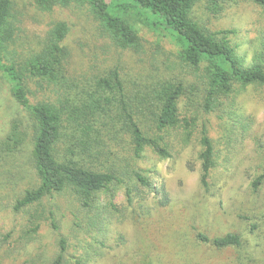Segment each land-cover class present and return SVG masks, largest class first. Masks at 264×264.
Listing matches in <instances>:
<instances>
[{
    "label": "trees",
    "instance_id": "trees-1",
    "mask_svg": "<svg viewBox=\"0 0 264 264\" xmlns=\"http://www.w3.org/2000/svg\"><path fill=\"white\" fill-rule=\"evenodd\" d=\"M201 1L36 0L45 10L84 9L89 16L87 22L92 23L89 25L95 43L105 41L104 47L109 50L114 48L120 56L124 52L132 58L138 55L144 63L141 67L137 64L124 66V59L120 64L106 63L105 71L89 80L91 89L76 94L70 91L75 85L69 83L68 76L73 49L64 43L69 24L58 22L47 31L46 40L39 49L18 61L15 59L17 51H12L20 27L14 1L0 0V79L11 83V95L28 112L25 120L15 114L7 123L5 134L0 135V179L5 177L6 187H13V182H18L23 173L31 177V185L20 191L14 204L16 212L25 213V221L17 230L5 235L0 233V264H8L12 257H16L15 264H65L68 239L64 235H60L56 253L49 261L36 260L32 255L16 261L21 254L20 243L38 241L48 221L59 229L46 201L69 195L84 210L87 224L100 231L103 219L117 207L114 202L116 185L123 184L130 203L146 201L158 190L145 169H137V162H142L148 151L171 158L172 132L180 133V141L185 145L192 141L194 133L180 105L182 96L187 93L186 85L182 81L169 80L168 75L160 71L159 53H150L145 48L144 39L131 21L132 12L150 28L173 39L177 45L176 58L203 70L209 85L204 97L208 103L217 101L221 94L231 95L236 82L243 87L264 85V61L258 57L247 63L232 41L231 34L235 30L212 32L195 19L194 7ZM208 1L215 7L228 0ZM250 1L264 7V0ZM152 60L156 61L154 69L160 73L150 70L149 78L137 77L149 84L144 83L140 89L136 83V88L131 89L126 79L131 73L126 68L143 74L147 61L153 66ZM32 80L38 81L47 95L34 103L29 86ZM46 84L50 90L46 91ZM124 134L130 136L131 155L117 172L116 168L103 165L108 162L103 160L104 156L117 154L115 143ZM65 140L74 142L69 146L65 144L62 151L61 143ZM200 143L201 180L205 188H209L208 178L216 166L217 149L206 126ZM117 173H123L121 178ZM132 178H136L139 185L129 182ZM263 179L264 172L255 180L256 188ZM163 195L161 204L167 205L169 197L166 193ZM197 237L217 249L244 244V236L237 232L214 238L200 232Z\"/></svg>",
    "mask_w": 264,
    "mask_h": 264
},
{
    "label": "rangeland",
    "instance_id": "rangeland-1",
    "mask_svg": "<svg viewBox=\"0 0 264 264\" xmlns=\"http://www.w3.org/2000/svg\"><path fill=\"white\" fill-rule=\"evenodd\" d=\"M13 1L20 27L12 51H17L15 59L18 61L39 49L47 31L58 22L69 24L64 43L73 49L68 64L69 83L75 85L70 89L73 93L90 90L89 80L101 75L106 63L120 64L124 59V66L144 64L138 55L132 58L124 52L120 56L114 48L104 47L105 41L95 43L89 25L92 23L87 22L89 16L82 8L45 10L36 0ZM193 15L212 32L235 30L231 34L232 41L247 63L258 57L264 61V7L250 0H228L214 7L208 0H202L194 7ZM131 21L144 39L147 51L159 53L160 71L166 73L169 80L186 85L187 93L182 96L180 105L194 137L185 145L180 141L181 134L172 132L171 158L148 151L147 157L137 162V169H145L159 191L154 190L146 201L130 203L123 184L116 185L117 207L103 219L100 231L87 224L84 210L69 195L46 201L59 229L48 221L38 241L20 243L21 254L16 261L25 260L29 255L36 260L49 261L56 253L60 235H64L68 239L65 264H240L246 259L245 264H264V179L258 188L254 185L264 172V85L243 87L236 82L231 95L221 94L217 101L208 103L204 97L209 85L203 70L176 58L177 45L173 39L150 28L135 12ZM152 61L153 66L151 61L146 62L143 74L126 68L131 73L130 78L125 76L131 89L136 88V83L140 89L149 84L138 78H149L150 70L160 73L154 69L156 61ZM39 84L29 82L33 103L47 97ZM47 85L46 91L50 90ZM10 86L11 83L0 79V135L5 134L7 123L15 114L27 119L28 112L11 95ZM184 125L186 127V122ZM204 126L217 149L216 166L208 178L209 188L202 184L199 156ZM73 142L61 143L62 151L65 144L69 146ZM115 147L117 154L104 156L103 161L108 162L103 165L116 168L118 172L130 158V136L122 135ZM29 176L23 173L18 182H13V187H6L5 177L0 179L2 235L17 230L25 221V213L16 212L14 204L20 191L31 185ZM129 182L139 185L136 178ZM163 193L169 197L167 205L161 204ZM200 232L212 238L237 232L244 236V244L217 249L200 241L197 237ZM14 258H9L8 264H15Z\"/></svg>",
    "mask_w": 264,
    "mask_h": 264
}]
</instances>
